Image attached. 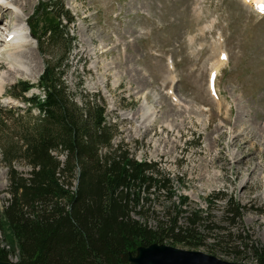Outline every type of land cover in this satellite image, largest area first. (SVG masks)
Segmentation results:
<instances>
[{"label": "rangeland", "instance_id": "374dc122", "mask_svg": "<svg viewBox=\"0 0 264 264\" xmlns=\"http://www.w3.org/2000/svg\"><path fill=\"white\" fill-rule=\"evenodd\" d=\"M43 1L22 5L32 40L17 48L21 68L0 43V105L22 107L9 88L21 80L37 85L50 59L32 36ZM62 1L75 18V40L66 58L64 45H55L52 59L66 63L71 86L82 83L105 99L108 120L119 129L115 143L125 142L135 159L170 177L174 201L188 198L185 209H201L218 229L264 246V15L244 0ZM8 18L14 20L13 10ZM19 169L28 176L29 167ZM9 198L0 161V212ZM231 200L244 208L240 225L225 222ZM154 206L170 201L164 196ZM207 235L197 249L177 248L258 264L244 246L241 254L214 248L215 234ZM0 239L7 245L2 231Z\"/></svg>", "mask_w": 264, "mask_h": 264}, {"label": "trees", "instance_id": "16d2710c", "mask_svg": "<svg viewBox=\"0 0 264 264\" xmlns=\"http://www.w3.org/2000/svg\"><path fill=\"white\" fill-rule=\"evenodd\" d=\"M35 17L41 22L32 34L50 59L37 85L21 80L9 88L24 108L0 105V161L10 195L0 212L9 246L0 239V261L17 256L14 264H128L140 247L197 249L214 233L212 247L241 254L244 246L264 264V246L218 229L201 209H185L187 197L174 201L170 177L135 159L125 142L115 143L119 129L108 120L101 94L70 85L66 63L51 54L63 44L66 58L75 40L69 32L75 18L65 3L43 1ZM35 87L43 96H27ZM20 165L30 168L28 176ZM164 196L170 206L158 209L154 203ZM243 209L231 200L225 222L240 225Z\"/></svg>", "mask_w": 264, "mask_h": 264}, {"label": "bare ground", "instance_id": "6f19581e", "mask_svg": "<svg viewBox=\"0 0 264 264\" xmlns=\"http://www.w3.org/2000/svg\"><path fill=\"white\" fill-rule=\"evenodd\" d=\"M25 2H27V0H0V43L5 44V48L12 59L11 62L19 68L23 65H20L18 58L23 55L17 48H20L22 45L32 40V37H30L27 32V17L22 7ZM258 2H264V0H252V4H257ZM12 10L15 14V18L10 21L9 18L7 19V16H9ZM5 20L6 24L4 27H1ZM2 80H0V87L4 85Z\"/></svg>", "mask_w": 264, "mask_h": 264}, {"label": "water", "instance_id": "95a60500", "mask_svg": "<svg viewBox=\"0 0 264 264\" xmlns=\"http://www.w3.org/2000/svg\"><path fill=\"white\" fill-rule=\"evenodd\" d=\"M0 264H14L12 261H0ZM128 264H237L222 260L201 251L180 249L171 245L153 244L140 247Z\"/></svg>", "mask_w": 264, "mask_h": 264}, {"label": "snow or ice", "instance_id": "6c2138e0", "mask_svg": "<svg viewBox=\"0 0 264 264\" xmlns=\"http://www.w3.org/2000/svg\"><path fill=\"white\" fill-rule=\"evenodd\" d=\"M222 58L227 59L226 55ZM212 84H213V90H215V73H213L212 75Z\"/></svg>", "mask_w": 264, "mask_h": 264}]
</instances>
